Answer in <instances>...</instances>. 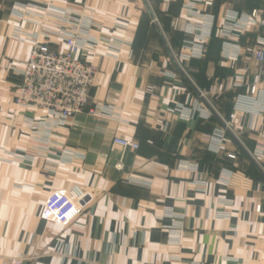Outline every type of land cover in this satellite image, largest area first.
Wrapping results in <instances>:
<instances>
[{
	"label": "crops",
	"instance_id": "obj_1",
	"mask_svg": "<svg viewBox=\"0 0 264 264\" xmlns=\"http://www.w3.org/2000/svg\"><path fill=\"white\" fill-rule=\"evenodd\" d=\"M18 3L72 7L93 23V37L119 48L101 44L91 58L99 65L91 96L114 117L75 116L58 141L81 157L54 170L39 157L8 160L33 150L23 123L33 113L13 101V69L31 46L14 30L37 25L14 15ZM255 9L264 20V0H0V264H264V158L254 157L264 115L235 108L258 66L244 52L231 56L264 26L250 25L238 42L221 29L227 13ZM238 76L246 82L237 85ZM225 122L244 131L228 132L216 153L206 136ZM60 188L86 197L70 227L41 218Z\"/></svg>",
	"mask_w": 264,
	"mask_h": 264
},
{
	"label": "built area",
	"instance_id": "obj_2",
	"mask_svg": "<svg viewBox=\"0 0 264 264\" xmlns=\"http://www.w3.org/2000/svg\"><path fill=\"white\" fill-rule=\"evenodd\" d=\"M260 14L257 9L250 14L227 13L221 27L223 37L230 41L237 39L238 42L239 35L248 33L250 25L264 26ZM14 15L23 22L37 25V30L23 27L14 30L19 41L31 44V50L26 61L13 69L19 79L14 86L13 101L19 108L33 113L24 117V126L30 134L36 155L51 157V169H55L61 162L81 157L58 141L69 136L75 116L86 113L94 118L114 117L105 105L91 96V88L99 72V65L92 59L97 57L95 50L101 44H105L109 52L119 48L112 38L93 37L90 34L93 23L72 7H59L51 3L44 6L18 3L14 7ZM206 22H209L206 24L208 27L213 28L215 22L212 17ZM238 47L231 56L236 59L241 52L249 55L257 64L258 73L257 81L248 83L246 94L236 98L235 108L250 113L253 118L259 117L264 115V35H258L253 41ZM205 53L206 48L202 47L195 54L204 56ZM235 81L237 85L246 82L243 76L236 77ZM147 91L152 93L154 88L149 86ZM252 126L253 121L248 127ZM242 131L244 126L241 123L225 122L224 127L214 135H207L206 141L218 153L228 132L238 139ZM260 135L264 139V133ZM114 144L125 150L139 149L138 143L124 137H116ZM29 156L32 157V153L24 157ZM229 157L234 159L235 155L230 154ZM254 157L264 158V148ZM85 198L69 189L53 190L46 198L41 218L70 227L83 214ZM260 208L257 207L258 210ZM2 264L22 262L12 259Z\"/></svg>",
	"mask_w": 264,
	"mask_h": 264
},
{
	"label": "rangeland",
	"instance_id": "obj_3",
	"mask_svg": "<svg viewBox=\"0 0 264 264\" xmlns=\"http://www.w3.org/2000/svg\"><path fill=\"white\" fill-rule=\"evenodd\" d=\"M14 37L16 38V39H18L15 35H14ZM19 40V39H18ZM24 43H26V42H24ZM30 46H31V44L30 43H28ZM3 91L2 90H0V105H1V103H2V100H3ZM27 136H28V139H29V142L31 143V140H30V134L28 133V131H27ZM31 145H32V143H31ZM32 148H33V150L32 151H27V152H25V153H19L18 152V155H14V157H12V158H10V159H8V160H10V161H19V162H27V161H30V162H34L35 161V159L37 158V157H39V158H43L44 160H45V162H46V164H45V167L47 168V169H51V161L49 160V159H51V157H46V156H41V155H39V154H37L36 155V150H35V148H34V146L32 145ZM32 153V157H28V158H25L24 156L25 155H29V154H31ZM47 155H49V154H47ZM53 166H55L54 164H53ZM54 170V169H53ZM47 198V197H46ZM45 201H46V199H45ZM45 203V202H44ZM43 207H44V205H43ZM9 260H12V259H7V260H4V261H9ZM18 260H20V259H18ZM3 261V262H4ZM21 261V260H20ZM2 262V263H3ZM1 263V264H2Z\"/></svg>",
	"mask_w": 264,
	"mask_h": 264
}]
</instances>
